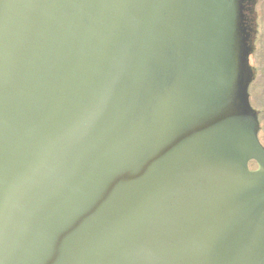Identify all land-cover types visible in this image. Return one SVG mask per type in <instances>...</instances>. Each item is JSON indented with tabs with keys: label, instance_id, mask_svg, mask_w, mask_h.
<instances>
[{
	"label": "water",
	"instance_id": "obj_1",
	"mask_svg": "<svg viewBox=\"0 0 264 264\" xmlns=\"http://www.w3.org/2000/svg\"><path fill=\"white\" fill-rule=\"evenodd\" d=\"M243 2L0 0V264H264Z\"/></svg>",
	"mask_w": 264,
	"mask_h": 264
},
{
	"label": "flooded vegetation",
	"instance_id": "obj_2",
	"mask_svg": "<svg viewBox=\"0 0 264 264\" xmlns=\"http://www.w3.org/2000/svg\"><path fill=\"white\" fill-rule=\"evenodd\" d=\"M260 2H261V0H244V2H243V13L245 16V23L250 28L252 45H253V51L249 56V63L253 69L254 77H253L251 83L249 84V88H248L249 100H250L251 106L257 111L258 120H259L258 138H259L260 142L262 143V145L264 146V141L260 137V131H261L260 113H261V111L259 108H257L253 104L252 99H251V85L255 81L256 75H257V70H256V67L254 66L252 59H253V57L256 53V50H257V38H258L259 22H260V18H259L260 14H259L258 7H259ZM250 168L255 169V168H257V165L250 163Z\"/></svg>",
	"mask_w": 264,
	"mask_h": 264
}]
</instances>
